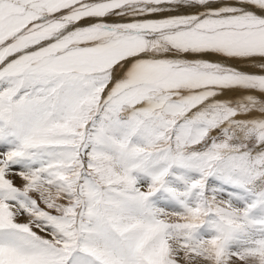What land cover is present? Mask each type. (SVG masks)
<instances>
[{
	"label": "snow or ice",
	"instance_id": "obj_1",
	"mask_svg": "<svg viewBox=\"0 0 264 264\" xmlns=\"http://www.w3.org/2000/svg\"><path fill=\"white\" fill-rule=\"evenodd\" d=\"M0 264H264V0H0Z\"/></svg>",
	"mask_w": 264,
	"mask_h": 264
}]
</instances>
